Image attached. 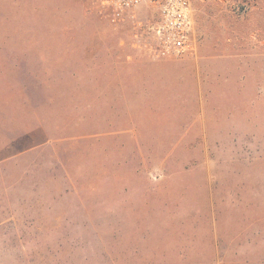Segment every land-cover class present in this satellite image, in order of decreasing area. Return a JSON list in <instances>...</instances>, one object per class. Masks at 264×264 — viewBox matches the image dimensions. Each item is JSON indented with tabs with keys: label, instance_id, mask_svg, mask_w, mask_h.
Wrapping results in <instances>:
<instances>
[{
	"label": "rangeland",
	"instance_id": "rangeland-1",
	"mask_svg": "<svg viewBox=\"0 0 264 264\" xmlns=\"http://www.w3.org/2000/svg\"><path fill=\"white\" fill-rule=\"evenodd\" d=\"M190 1L189 53L199 61L218 245L213 264H264L257 258L264 247V0ZM159 20L150 2L114 19L99 0H0V51L81 31H136L151 45L149 27ZM141 160L132 138L93 130L1 162L0 264H166L159 245L174 242L187 218L164 215L170 201L143 195L152 183L142 179ZM182 202L172 206L183 211Z\"/></svg>",
	"mask_w": 264,
	"mask_h": 264
},
{
	"label": "crops",
	"instance_id": "crops-1",
	"mask_svg": "<svg viewBox=\"0 0 264 264\" xmlns=\"http://www.w3.org/2000/svg\"><path fill=\"white\" fill-rule=\"evenodd\" d=\"M44 36L21 49L0 51V163L93 130L128 136L142 156V179L152 183L143 195L170 201L163 204L164 215L187 218L174 242L167 237L170 241L159 245L160 261L215 263L218 245L198 59L189 52L158 56L136 31ZM76 118L82 123L72 126ZM180 202L183 211L172 206Z\"/></svg>",
	"mask_w": 264,
	"mask_h": 264
},
{
	"label": "built area",
	"instance_id": "built-area-1",
	"mask_svg": "<svg viewBox=\"0 0 264 264\" xmlns=\"http://www.w3.org/2000/svg\"><path fill=\"white\" fill-rule=\"evenodd\" d=\"M111 10L114 19H121L144 2L152 3L160 13V20L149 27L155 43L148 45L158 56L180 57L192 50L190 0H99Z\"/></svg>",
	"mask_w": 264,
	"mask_h": 264
},
{
	"label": "trees",
	"instance_id": "trees-1",
	"mask_svg": "<svg viewBox=\"0 0 264 264\" xmlns=\"http://www.w3.org/2000/svg\"><path fill=\"white\" fill-rule=\"evenodd\" d=\"M257 252L260 253V256H258L257 258L260 259L261 261H264V247L257 249ZM233 253L236 255L237 251L233 250Z\"/></svg>",
	"mask_w": 264,
	"mask_h": 264
}]
</instances>
